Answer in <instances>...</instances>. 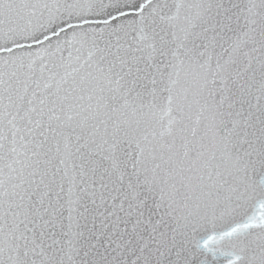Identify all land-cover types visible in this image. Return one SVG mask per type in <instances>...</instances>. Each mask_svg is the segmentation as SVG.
Wrapping results in <instances>:
<instances>
[{
  "label": "snow or ice",
  "instance_id": "snow-or-ice-1",
  "mask_svg": "<svg viewBox=\"0 0 264 264\" xmlns=\"http://www.w3.org/2000/svg\"><path fill=\"white\" fill-rule=\"evenodd\" d=\"M0 264H264V0H0Z\"/></svg>",
  "mask_w": 264,
  "mask_h": 264
}]
</instances>
